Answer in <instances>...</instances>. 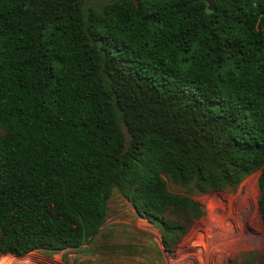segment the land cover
<instances>
[{"label":"trees","instance_id":"1","mask_svg":"<svg viewBox=\"0 0 264 264\" xmlns=\"http://www.w3.org/2000/svg\"><path fill=\"white\" fill-rule=\"evenodd\" d=\"M0 129L2 255L81 247L114 188L172 253L255 171L264 229V0H0Z\"/></svg>","mask_w":264,"mask_h":264},{"label":"rangeland","instance_id":"2","mask_svg":"<svg viewBox=\"0 0 264 264\" xmlns=\"http://www.w3.org/2000/svg\"><path fill=\"white\" fill-rule=\"evenodd\" d=\"M111 0H86L100 7ZM0 133L3 131L0 129ZM259 171L235 187L194 194L205 214L192 221L172 253L162 250L160 229L140 217L114 188L100 232L79 248L35 250L24 256L0 254L5 264H261L264 229L257 209ZM173 193L186 187L164 177Z\"/></svg>","mask_w":264,"mask_h":264},{"label":"water","instance_id":"3","mask_svg":"<svg viewBox=\"0 0 264 264\" xmlns=\"http://www.w3.org/2000/svg\"><path fill=\"white\" fill-rule=\"evenodd\" d=\"M202 1L206 5V9L208 11H212L214 9L215 0H192V2H199Z\"/></svg>","mask_w":264,"mask_h":264},{"label":"clouds","instance_id":"4","mask_svg":"<svg viewBox=\"0 0 264 264\" xmlns=\"http://www.w3.org/2000/svg\"><path fill=\"white\" fill-rule=\"evenodd\" d=\"M0 264H5V262H4V261H2V260H0Z\"/></svg>","mask_w":264,"mask_h":264}]
</instances>
